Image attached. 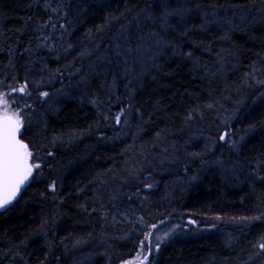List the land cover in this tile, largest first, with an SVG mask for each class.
I'll use <instances>...</instances> for the list:
<instances>
[{
    "label": "trees",
    "instance_id": "1",
    "mask_svg": "<svg viewBox=\"0 0 264 264\" xmlns=\"http://www.w3.org/2000/svg\"><path fill=\"white\" fill-rule=\"evenodd\" d=\"M0 97V264H264V0H0Z\"/></svg>",
    "mask_w": 264,
    "mask_h": 264
},
{
    "label": "snow or ice",
    "instance_id": "2",
    "mask_svg": "<svg viewBox=\"0 0 264 264\" xmlns=\"http://www.w3.org/2000/svg\"><path fill=\"white\" fill-rule=\"evenodd\" d=\"M14 91L23 93L25 86L14 89ZM44 95L47 96V93ZM0 103L5 106L0 112V208H4L15 199L21 186L32 175L33 169L39 168L40 165L29 162L33 154L29 150L28 144L18 138L22 125L19 113L9 112L7 100L3 97H0ZM117 121H119V117H117ZM224 138V136L220 137L221 140ZM148 238V236L145 237L146 240ZM157 239L161 238L157 237ZM141 246L143 247V242ZM156 247L158 249L159 245L157 244ZM144 259L147 260V256Z\"/></svg>",
    "mask_w": 264,
    "mask_h": 264
},
{
    "label": "rangeland",
    "instance_id": "3",
    "mask_svg": "<svg viewBox=\"0 0 264 264\" xmlns=\"http://www.w3.org/2000/svg\"><path fill=\"white\" fill-rule=\"evenodd\" d=\"M4 107L5 106L3 105V103H0V112L3 111ZM7 108L9 110V112H18L19 115H20V118L22 120V124L25 127L26 126L29 127L30 132L33 131L32 129H34L35 126H36L35 125L36 124L35 121L33 123H30V125H29V121L26 120V122H27V124H26L24 118H22L23 114L20 112V110H18L15 107H13L11 102H9L8 100H7ZM177 232H178V229L176 227H174V229L172 231H169V232L165 233L164 235L160 236L159 238H161V239L158 240L156 237H154V238H152V241H154V243H157V241L167 240L168 238L172 237V235H175ZM148 247H150V242L149 241H147V243L145 245V249L143 251L139 252L135 256V258H133V259H131V260H129V261L123 263V264H147L148 263V259H149V255H150V253H148V250H149ZM145 256H147V260L144 259Z\"/></svg>",
    "mask_w": 264,
    "mask_h": 264
},
{
    "label": "water",
    "instance_id": "4",
    "mask_svg": "<svg viewBox=\"0 0 264 264\" xmlns=\"http://www.w3.org/2000/svg\"><path fill=\"white\" fill-rule=\"evenodd\" d=\"M25 133V128L23 125H21L20 132L18 133V138L21 139L24 143L28 144L24 139L23 135ZM29 146V145H28ZM34 179L33 173L32 175L24 182V184L21 186L19 193L16 195L15 199L12 200L11 203L7 204L4 208H0V214L5 212L6 210L10 209L15 203L20 199L21 195L24 193V191L30 186Z\"/></svg>",
    "mask_w": 264,
    "mask_h": 264
}]
</instances>
